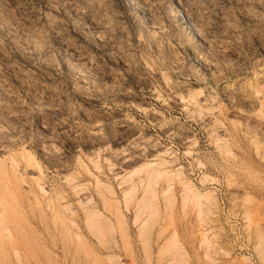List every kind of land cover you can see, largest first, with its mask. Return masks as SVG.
I'll return each instance as SVG.
<instances>
[{
    "label": "rangeland",
    "instance_id": "obj_1",
    "mask_svg": "<svg viewBox=\"0 0 264 264\" xmlns=\"http://www.w3.org/2000/svg\"><path fill=\"white\" fill-rule=\"evenodd\" d=\"M0 264H264V0H0Z\"/></svg>",
    "mask_w": 264,
    "mask_h": 264
}]
</instances>
